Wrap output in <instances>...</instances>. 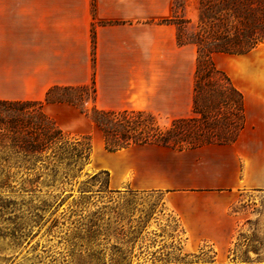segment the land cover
I'll list each match as a JSON object with an SVG mask.
<instances>
[{
  "label": "crops",
  "instance_id": "crops-1",
  "mask_svg": "<svg viewBox=\"0 0 264 264\" xmlns=\"http://www.w3.org/2000/svg\"><path fill=\"white\" fill-rule=\"evenodd\" d=\"M184 12L192 18V4ZM173 15V0H0V99L42 101L51 88L94 80L91 103L100 109H139L146 100L147 107L177 109L161 112L171 119L187 117L197 48L179 44L178 26L161 22ZM233 56L246 115L233 143L110 152L142 150L121 164L119 177L112 174L110 186L164 194L191 249L203 240L228 243L239 226L230 212L239 194L264 191V43ZM145 70L169 77V85L145 89ZM44 110L69 131L83 115L67 103H45Z\"/></svg>",
  "mask_w": 264,
  "mask_h": 264
},
{
  "label": "rangeland",
  "instance_id": "rangeland-1",
  "mask_svg": "<svg viewBox=\"0 0 264 264\" xmlns=\"http://www.w3.org/2000/svg\"><path fill=\"white\" fill-rule=\"evenodd\" d=\"M186 4H192L194 14L180 31L189 41L196 39L202 26L199 0H173L174 14L186 16ZM213 58L231 79L237 77L235 56ZM196 67L197 52H193L192 90ZM165 78L145 70L144 87H167L169 77ZM82 94L80 89H56L51 99L71 98L84 106ZM147 103L134 110L151 112L161 126L169 127L174 118L163 113L177 109L151 108ZM87 106L91 109L94 104ZM18 113L0 105L4 118ZM73 126L74 131L65 130L71 137L91 138V160L82 171H69L67 177L64 168L55 177L43 174L37 185L22 182L34 178L36 171L20 173L12 187L0 189V205L5 198L11 200L0 206V264H264V191L239 194L230 209L239 226L228 243L203 240L191 249L178 218L165 207L164 194L114 189L108 184L109 175L102 172L109 171L110 180L113 173L119 177L121 164L142 150L110 153L102 132L85 114Z\"/></svg>",
  "mask_w": 264,
  "mask_h": 264
},
{
  "label": "trees",
  "instance_id": "trees-1",
  "mask_svg": "<svg viewBox=\"0 0 264 264\" xmlns=\"http://www.w3.org/2000/svg\"><path fill=\"white\" fill-rule=\"evenodd\" d=\"M198 10L202 31L193 40H183L180 31L183 24L191 22L190 18L175 13L161 20L178 26L179 44L197 47L190 116L173 119L169 127H163L153 113L145 110L89 109L87 104L97 96L94 80L87 85L51 88L42 101L0 99V105L20 112L8 118L0 115V189L12 187L11 182L20 173L37 172L34 178L28 176L22 181L31 185L43 174L55 177L64 168L67 177L69 171H82L90 163L91 138L71 137L45 112V103L64 102L89 116L102 132L110 152L137 146L182 151L233 143L245 125V97L228 73L216 65L213 56L247 54L264 43V0H199ZM56 89L82 90L84 106L71 98L52 100ZM102 172L109 175V184V171ZM6 201L11 202L5 198L3 204Z\"/></svg>",
  "mask_w": 264,
  "mask_h": 264
}]
</instances>
